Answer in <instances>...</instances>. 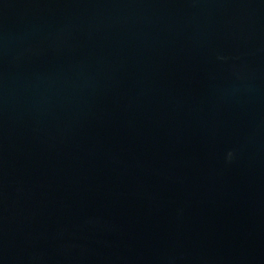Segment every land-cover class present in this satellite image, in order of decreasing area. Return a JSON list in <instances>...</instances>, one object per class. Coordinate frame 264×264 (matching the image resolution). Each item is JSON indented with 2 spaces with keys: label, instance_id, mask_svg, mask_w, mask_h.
I'll return each instance as SVG.
<instances>
[{
  "label": "water",
  "instance_id": "obj_1",
  "mask_svg": "<svg viewBox=\"0 0 264 264\" xmlns=\"http://www.w3.org/2000/svg\"><path fill=\"white\" fill-rule=\"evenodd\" d=\"M0 264H264V0H0Z\"/></svg>",
  "mask_w": 264,
  "mask_h": 264
}]
</instances>
